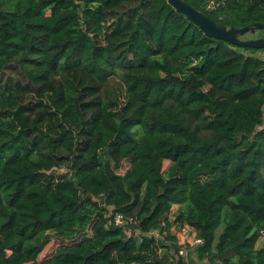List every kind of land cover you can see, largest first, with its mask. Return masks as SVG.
Listing matches in <instances>:
<instances>
[{"label": "trees", "instance_id": "16d2710c", "mask_svg": "<svg viewBox=\"0 0 264 264\" xmlns=\"http://www.w3.org/2000/svg\"><path fill=\"white\" fill-rule=\"evenodd\" d=\"M185 1L264 24V0ZM240 50L168 0H0V264H178L185 224L199 259L264 264V59Z\"/></svg>", "mask_w": 264, "mask_h": 264}, {"label": "water", "instance_id": "95a60500", "mask_svg": "<svg viewBox=\"0 0 264 264\" xmlns=\"http://www.w3.org/2000/svg\"><path fill=\"white\" fill-rule=\"evenodd\" d=\"M179 13L185 15L206 36L225 41L233 46L248 49H264V24L254 23L245 27H227L211 19L185 0H168ZM247 35H257L256 38L243 39ZM180 264V258L177 257Z\"/></svg>", "mask_w": 264, "mask_h": 264}, {"label": "built area", "instance_id": "2783aa9c", "mask_svg": "<svg viewBox=\"0 0 264 264\" xmlns=\"http://www.w3.org/2000/svg\"><path fill=\"white\" fill-rule=\"evenodd\" d=\"M208 8L211 10H215L217 8V4L215 2H211L210 5L208 6ZM112 213H110V216L113 218L114 223L119 227L125 228L128 226L137 225V221L134 218H127L123 214H120V213H116L112 216ZM175 226H179L176 234H174L176 237V240H177V245L180 249L177 257H179V258L182 257V258L186 259V257L188 258V248L189 247H198V246L202 245L204 243V241L198 237L195 229L192 228L191 226H189L188 224L175 225ZM175 226H173L171 228V231H172V229L174 230ZM158 233L159 232H150L149 236H154V237L157 236L158 237ZM86 237H89V235H86ZM160 237H161V235H160ZM81 239H83V238L78 237L75 239H70V240L67 239V240H62V241L52 240L51 243L49 244V245H51V249H52L50 254H49L51 256L44 258V259L40 258V260L50 259L59 249L65 248V247H71L75 243L80 242ZM46 248L44 249V251L46 250ZM214 264H222V263L218 261V262H215Z\"/></svg>", "mask_w": 264, "mask_h": 264}, {"label": "rangeland", "instance_id": "374dc122", "mask_svg": "<svg viewBox=\"0 0 264 264\" xmlns=\"http://www.w3.org/2000/svg\"><path fill=\"white\" fill-rule=\"evenodd\" d=\"M257 35H247L245 37H243V39H250V38H256ZM242 53H244L245 55H249V56H262V58H264V49H243L241 48L240 50ZM8 76H12V77H16V74L11 73V72H7L6 77ZM170 163L169 162H165L164 164V170L166 171L169 168ZM112 210V209H111ZM225 215H224V220L222 221V224L217 232V236H219V234L221 233V231L223 230V228L225 227ZM179 226H175L174 230L172 229V231L170 232L171 236H175L174 234H176L177 229ZM160 233H158V237L155 236L157 239L160 238ZM176 238V237H175ZM161 242L164 243L167 246H172L173 242L172 241H168L166 240V235H163ZM177 242V241H176ZM264 247V236L258 241L257 243V248H262ZM196 247H189L188 248V258L186 257V259L188 260V264H210V261L208 259H199L198 254L195 253L194 249ZM168 247H164L162 248V250L160 251L163 255L170 253L168 250ZM51 245H49L45 251H43V253L40 255L41 259L47 258L51 255ZM173 252V251H172Z\"/></svg>", "mask_w": 264, "mask_h": 264}, {"label": "crops", "instance_id": "0c3cea01", "mask_svg": "<svg viewBox=\"0 0 264 264\" xmlns=\"http://www.w3.org/2000/svg\"><path fill=\"white\" fill-rule=\"evenodd\" d=\"M260 56H261V55H260ZM260 56H259V57H260ZM261 58H262V57H261Z\"/></svg>", "mask_w": 264, "mask_h": 264}]
</instances>
